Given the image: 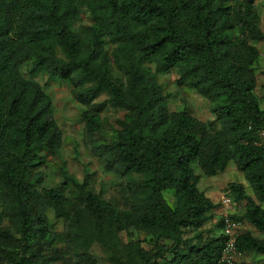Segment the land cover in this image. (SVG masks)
Wrapping results in <instances>:
<instances>
[{
	"label": "trees",
	"instance_id": "trees-1",
	"mask_svg": "<svg viewBox=\"0 0 264 264\" xmlns=\"http://www.w3.org/2000/svg\"><path fill=\"white\" fill-rule=\"evenodd\" d=\"M255 2L0 0V264H98L94 245L110 252V264H220L221 218L217 236L204 227L221 204L198 189L194 166L211 178L231 162L253 197L229 183L232 204L244 203L241 216H230L260 236L242 234L237 253L264 258V110L253 73L259 53L250 44H264V33ZM82 8L92 20L85 37L73 31ZM27 63L31 76L74 85L88 142L122 180L125 207L95 192L88 174L80 182L64 169L58 187L38 189V170L59 154L62 132L52 99L22 77ZM173 71L179 88L213 104L214 121L169 111L156 76ZM107 107L124 114L105 140ZM48 211L64 223L63 235ZM60 239L64 248L56 247Z\"/></svg>",
	"mask_w": 264,
	"mask_h": 264
},
{
	"label": "rangeland",
	"instance_id": "rangeland-1",
	"mask_svg": "<svg viewBox=\"0 0 264 264\" xmlns=\"http://www.w3.org/2000/svg\"><path fill=\"white\" fill-rule=\"evenodd\" d=\"M255 11L259 20V28L261 33H264V0H256ZM92 20L89 12L82 8L80 10V19L76 26L73 27V31L77 32L82 37H85L84 29L91 26ZM238 36L235 31L231 33V37L234 39ZM255 47L259 53V58L256 64L253 66V73L256 78L255 94L260 98L261 105L264 107V44L262 43H250ZM113 46L108 45L106 49L108 52L112 50ZM30 64L22 66V77L31 79L37 82L43 89V91L52 99L54 107L53 117L56 120L62 132V147L58 155L53 158H47L46 163L38 170L42 174V182L36 184L38 189L48 187H58L61 184L60 170L64 169L70 175L74 176L78 181H82L84 176L88 174L90 177V183L93 190L102 194L105 199L111 200L120 208L125 207V200L122 192L123 182L113 172H107L104 169V164L100 158L93 152L91 145L88 142L86 132L84 130V124L81 122V113L84 107L79 104L74 96V85L67 82H60L57 80H51L40 73L36 76L29 75ZM112 76L122 79V75L114 67L111 68ZM177 72L173 71L164 75H157L156 81L162 86L164 95L167 96V104L169 111H182L186 110L189 114L200 119L201 121H214L215 115L212 113L214 110L213 104L207 99L199 96L196 92L185 88H179L175 81L178 78ZM106 100V96L99 97L97 102L101 103ZM124 112L107 107L100 115L103 128V138L107 140L113 130H118V121L123 118ZM219 126L215 124L213 130L216 131ZM196 175L200 176L198 189L204 191V194L209 195L215 203H220L221 197L226 195V187L229 183L242 184L249 196H252L251 190L248 187L247 182L244 179L243 174L238 172L233 162L230 163L228 168L218 173L215 177H205L201 175L200 170L194 166ZM213 185L215 191L212 194L207 193L206 187ZM164 198L167 204L174 207V199L172 195L165 192ZM221 204V203H220ZM244 210V203L234 205L230 207L220 206L218 210L212 215V219L204 227L209 231L211 236H217V229L215 225L217 221L223 216L228 214H236L241 216ZM48 220L53 230L60 235L64 234V223L60 220H55L52 211L47 212ZM251 229H253L251 227ZM254 236L260 237L258 233L253 229L251 231ZM133 235V240H143V235ZM124 240H127L126 235ZM167 243V242H165ZM142 246L146 249L151 248V244L143 243ZM58 248H64V240H61L56 244ZM91 254L94 255L98 261V264H110V252L102 250L99 246L94 245L91 249ZM235 264H264V258L256 254H246L243 256H237Z\"/></svg>",
	"mask_w": 264,
	"mask_h": 264
},
{
	"label": "built area",
	"instance_id": "built-area-1",
	"mask_svg": "<svg viewBox=\"0 0 264 264\" xmlns=\"http://www.w3.org/2000/svg\"><path fill=\"white\" fill-rule=\"evenodd\" d=\"M264 110V107H263ZM264 113V112H263ZM258 144L264 145V130L259 132ZM221 205L225 207L234 206L231 198L225 196L221 199ZM234 214V213H232ZM221 236L223 237V247L220 256V264H234L238 256L236 240L246 232H249V224L241 220L232 218L230 214L221 217Z\"/></svg>",
	"mask_w": 264,
	"mask_h": 264
},
{
	"label": "crops",
	"instance_id": "crops-1",
	"mask_svg": "<svg viewBox=\"0 0 264 264\" xmlns=\"http://www.w3.org/2000/svg\"><path fill=\"white\" fill-rule=\"evenodd\" d=\"M206 191H207V193H209V194H212V192H214L215 191V189H214V186L213 185H209V186H207L206 187ZM204 192V191H203ZM210 200H212L213 202L214 201H218V199H216V200H213V199H211L210 197H209V195H207V194H205ZM213 195V194H212ZM225 196H227V195H224V196H222L221 197V199L223 198V197H225ZM221 199H219V200H221ZM215 212V211H214ZM253 229H251V226H249V232L251 233V231H252ZM253 234V233H252ZM238 257H239V255H238Z\"/></svg>",
	"mask_w": 264,
	"mask_h": 264
}]
</instances>
